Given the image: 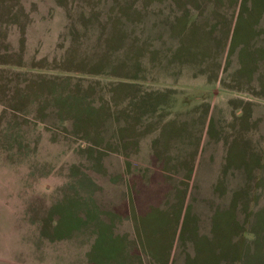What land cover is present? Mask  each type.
I'll list each match as a JSON object with an SVG mask.
<instances>
[{"label": "rangeland", "instance_id": "obj_1", "mask_svg": "<svg viewBox=\"0 0 264 264\" xmlns=\"http://www.w3.org/2000/svg\"><path fill=\"white\" fill-rule=\"evenodd\" d=\"M0 264H264V0H0Z\"/></svg>", "mask_w": 264, "mask_h": 264}]
</instances>
